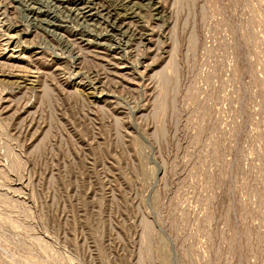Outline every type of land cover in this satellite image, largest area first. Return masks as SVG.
Wrapping results in <instances>:
<instances>
[{
	"label": "rangeland",
	"instance_id": "1",
	"mask_svg": "<svg viewBox=\"0 0 264 264\" xmlns=\"http://www.w3.org/2000/svg\"><path fill=\"white\" fill-rule=\"evenodd\" d=\"M0 264H264V0H0Z\"/></svg>",
	"mask_w": 264,
	"mask_h": 264
},
{
	"label": "bare ground",
	"instance_id": "2",
	"mask_svg": "<svg viewBox=\"0 0 264 264\" xmlns=\"http://www.w3.org/2000/svg\"><path fill=\"white\" fill-rule=\"evenodd\" d=\"M84 4V3H83ZM49 23V22H48ZM51 24V23H50ZM113 26V25H112Z\"/></svg>",
	"mask_w": 264,
	"mask_h": 264
}]
</instances>
